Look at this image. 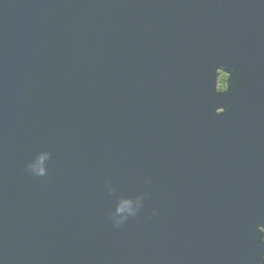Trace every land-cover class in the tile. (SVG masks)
<instances>
[{
	"label": "water",
	"instance_id": "1",
	"mask_svg": "<svg viewBox=\"0 0 264 264\" xmlns=\"http://www.w3.org/2000/svg\"><path fill=\"white\" fill-rule=\"evenodd\" d=\"M260 233L264 0H0V264H258Z\"/></svg>",
	"mask_w": 264,
	"mask_h": 264
},
{
	"label": "clouds",
	"instance_id": "2",
	"mask_svg": "<svg viewBox=\"0 0 264 264\" xmlns=\"http://www.w3.org/2000/svg\"><path fill=\"white\" fill-rule=\"evenodd\" d=\"M226 84H222V88H226ZM257 238L260 239L261 241H264V233H260L257 235ZM258 264H264V253L260 254Z\"/></svg>",
	"mask_w": 264,
	"mask_h": 264
},
{
	"label": "trees",
	"instance_id": "3",
	"mask_svg": "<svg viewBox=\"0 0 264 264\" xmlns=\"http://www.w3.org/2000/svg\"><path fill=\"white\" fill-rule=\"evenodd\" d=\"M227 77H228V74L223 73V75H222V77H221L222 82H221L220 85H222V84H226Z\"/></svg>",
	"mask_w": 264,
	"mask_h": 264
},
{
	"label": "bare ground",
	"instance_id": "4",
	"mask_svg": "<svg viewBox=\"0 0 264 264\" xmlns=\"http://www.w3.org/2000/svg\"><path fill=\"white\" fill-rule=\"evenodd\" d=\"M220 84H221V82H220Z\"/></svg>",
	"mask_w": 264,
	"mask_h": 264
}]
</instances>
